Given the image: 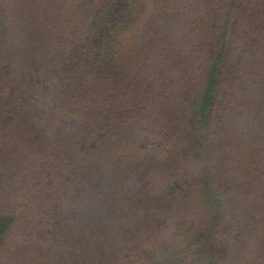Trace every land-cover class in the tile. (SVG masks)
<instances>
[{
  "label": "trees",
  "instance_id": "16d2710c",
  "mask_svg": "<svg viewBox=\"0 0 264 264\" xmlns=\"http://www.w3.org/2000/svg\"><path fill=\"white\" fill-rule=\"evenodd\" d=\"M0 264H264V0H0Z\"/></svg>",
  "mask_w": 264,
  "mask_h": 264
},
{
  "label": "rangeland",
  "instance_id": "374dc122",
  "mask_svg": "<svg viewBox=\"0 0 264 264\" xmlns=\"http://www.w3.org/2000/svg\"><path fill=\"white\" fill-rule=\"evenodd\" d=\"M184 190V187H182L181 185H175L173 187H171V193H178Z\"/></svg>",
  "mask_w": 264,
  "mask_h": 264
}]
</instances>
